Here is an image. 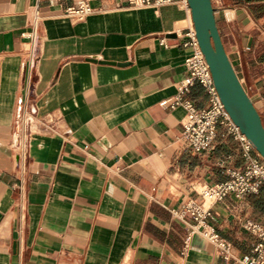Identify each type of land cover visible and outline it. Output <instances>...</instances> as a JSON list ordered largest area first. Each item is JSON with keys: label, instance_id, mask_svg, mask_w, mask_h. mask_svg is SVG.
<instances>
[{"label": "crops", "instance_id": "crops-1", "mask_svg": "<svg viewBox=\"0 0 264 264\" xmlns=\"http://www.w3.org/2000/svg\"><path fill=\"white\" fill-rule=\"evenodd\" d=\"M80 1L0 0V264H241L175 214L244 165L222 127L211 152L188 148L186 108L162 104L189 73V5L88 0L77 20L66 12ZM212 2L264 120V0ZM185 97L209 105L200 84ZM23 112L33 121L19 138ZM247 220L264 224V185L208 218L239 257L257 241Z\"/></svg>", "mask_w": 264, "mask_h": 264}, {"label": "built area", "instance_id": "built-area-1", "mask_svg": "<svg viewBox=\"0 0 264 264\" xmlns=\"http://www.w3.org/2000/svg\"><path fill=\"white\" fill-rule=\"evenodd\" d=\"M165 1L169 0H130L135 6ZM183 2L188 5V0ZM93 12L94 8L90 2L82 0L77 7L69 8L66 13L81 20ZM184 36L186 37L184 46L191 49L185 59V66L189 73L180 82L177 95L171 100H164L162 104H171L172 107L183 105L186 108L182 138L188 148L198 153L211 152L215 147L219 128L222 127L226 133L232 134L241 143L244 165L228 168L229 178L224 181L204 184L199 191L202 201L190 199L175 214L179 218L189 214L194 220L190 225L191 232L202 234L224 259H234L241 264H264V224L253 220L245 221V228L257 236V241L253 244L252 254L239 257L234 254L232 244L208 222L215 203L230 195L240 198L260 192L264 185V158L228 113L215 86L210 65L200 46L194 25L184 33ZM30 58L33 64L36 59L35 54L30 55ZM196 84L202 85L209 96V105L205 108H198L193 101L185 97V94ZM32 121L31 114L23 112L19 115L17 119L19 138L25 135Z\"/></svg>", "mask_w": 264, "mask_h": 264}, {"label": "water", "instance_id": "water-1", "mask_svg": "<svg viewBox=\"0 0 264 264\" xmlns=\"http://www.w3.org/2000/svg\"><path fill=\"white\" fill-rule=\"evenodd\" d=\"M200 46L217 91L232 120L264 158V121L239 78L224 45L212 0H188Z\"/></svg>", "mask_w": 264, "mask_h": 264}, {"label": "trees", "instance_id": "trees-1", "mask_svg": "<svg viewBox=\"0 0 264 264\" xmlns=\"http://www.w3.org/2000/svg\"><path fill=\"white\" fill-rule=\"evenodd\" d=\"M264 121V120H263ZM261 190V189H260Z\"/></svg>", "mask_w": 264, "mask_h": 264}]
</instances>
